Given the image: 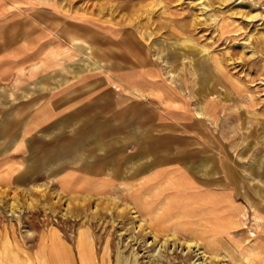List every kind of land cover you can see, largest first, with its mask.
Masks as SVG:
<instances>
[{"label":"rangeland","instance_id":"374dc122","mask_svg":"<svg viewBox=\"0 0 264 264\" xmlns=\"http://www.w3.org/2000/svg\"><path fill=\"white\" fill-rule=\"evenodd\" d=\"M53 2L88 26L119 29L110 44L87 28V56L101 40L103 58L157 60L207 108L191 132L165 130L151 156L180 158L143 161L124 185L131 203L62 195L49 172L0 187V264H41L49 230L80 251L87 237L92 264H264V0Z\"/></svg>","mask_w":264,"mask_h":264},{"label":"crops","instance_id":"0c3cea01","mask_svg":"<svg viewBox=\"0 0 264 264\" xmlns=\"http://www.w3.org/2000/svg\"><path fill=\"white\" fill-rule=\"evenodd\" d=\"M53 1L0 0V187L49 172L62 195H118L131 203L124 185L146 159L151 168L180 158L150 151L171 137L165 130L191 132L206 102L199 106L190 80L157 60L117 63L102 57L101 40L87 56V28L110 44L119 29L71 19ZM81 240L82 251L47 231L38 239L41 264H92L90 241Z\"/></svg>","mask_w":264,"mask_h":264},{"label":"bare ground","instance_id":"6f19581e","mask_svg":"<svg viewBox=\"0 0 264 264\" xmlns=\"http://www.w3.org/2000/svg\"><path fill=\"white\" fill-rule=\"evenodd\" d=\"M138 216L136 215V218H137ZM139 221V220H138ZM139 223V222H138ZM137 225V224H136ZM138 228H140V227H138ZM147 234V233H146ZM152 236V235H151ZM155 241V240H154ZM156 242V241H155ZM153 243V242H152ZM160 244V243H159ZM198 245H196L195 243H192V242H189L188 243V247H190V248H192V247H197ZM192 250V249H191ZM197 251H200V248H198L197 249ZM196 253V252H195ZM198 253V252H197ZM204 253V251H201V252H199L198 254H202V255H206V254H203ZM199 256V255H198ZM206 256H209V255H206ZM200 258H202V257H200ZM207 258V257H206ZM218 258V257H217ZM203 259V258H202ZM213 260V259H212ZM211 263V262H210Z\"/></svg>","mask_w":264,"mask_h":264}]
</instances>
